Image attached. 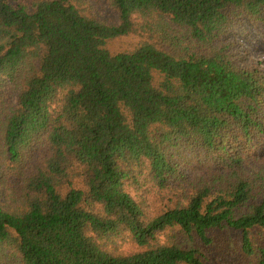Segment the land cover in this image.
Here are the masks:
<instances>
[{
	"label": "trees",
	"instance_id": "obj_1",
	"mask_svg": "<svg viewBox=\"0 0 264 264\" xmlns=\"http://www.w3.org/2000/svg\"><path fill=\"white\" fill-rule=\"evenodd\" d=\"M258 24L264 0H0V264H209L225 230L264 264Z\"/></svg>",
	"mask_w": 264,
	"mask_h": 264
},
{
	"label": "rangeland",
	"instance_id": "obj_2",
	"mask_svg": "<svg viewBox=\"0 0 264 264\" xmlns=\"http://www.w3.org/2000/svg\"><path fill=\"white\" fill-rule=\"evenodd\" d=\"M238 33L240 34L239 40L248 46L252 60H255L256 63L261 61L264 65V25H250L239 30ZM185 156L188 159H185L183 167L188 173H192L193 168L206 169L209 166L205 158H194L190 156V153ZM215 235L216 244L211 245L210 251H208L209 264H249L250 260L241 252V239L238 232L225 230L216 232ZM125 246L129 247L130 242Z\"/></svg>",
	"mask_w": 264,
	"mask_h": 264
}]
</instances>
